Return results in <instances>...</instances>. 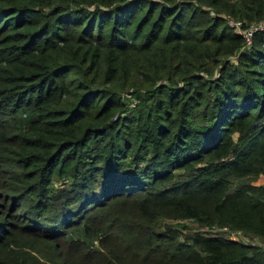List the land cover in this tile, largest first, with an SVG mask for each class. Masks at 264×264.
<instances>
[{
	"label": "trees",
	"instance_id": "16d2710c",
	"mask_svg": "<svg viewBox=\"0 0 264 264\" xmlns=\"http://www.w3.org/2000/svg\"><path fill=\"white\" fill-rule=\"evenodd\" d=\"M264 0H0V264H264Z\"/></svg>",
	"mask_w": 264,
	"mask_h": 264
},
{
	"label": "rangeland",
	"instance_id": "374dc122",
	"mask_svg": "<svg viewBox=\"0 0 264 264\" xmlns=\"http://www.w3.org/2000/svg\"><path fill=\"white\" fill-rule=\"evenodd\" d=\"M179 221L182 224H185L184 231L196 230L201 229L203 231H217V230H224L226 234L231 238L240 239L243 241H248L251 243L261 244L264 246V240L255 234H247L246 232L240 230L239 228H230L229 226H209L207 224H201L196 218L193 217H181L177 219H168L166 222L175 223ZM51 264H61V263H51Z\"/></svg>",
	"mask_w": 264,
	"mask_h": 264
},
{
	"label": "built area",
	"instance_id": "2783aa9c",
	"mask_svg": "<svg viewBox=\"0 0 264 264\" xmlns=\"http://www.w3.org/2000/svg\"><path fill=\"white\" fill-rule=\"evenodd\" d=\"M227 21L232 27L236 28L242 33L245 41L243 48L249 47L252 44L254 34L257 30H264V18L244 25L242 19L227 15Z\"/></svg>",
	"mask_w": 264,
	"mask_h": 264
}]
</instances>
